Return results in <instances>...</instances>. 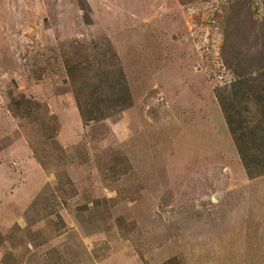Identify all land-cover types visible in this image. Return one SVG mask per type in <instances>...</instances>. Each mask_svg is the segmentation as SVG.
<instances>
[{"label":"rangeland","instance_id":"1","mask_svg":"<svg viewBox=\"0 0 264 264\" xmlns=\"http://www.w3.org/2000/svg\"><path fill=\"white\" fill-rule=\"evenodd\" d=\"M84 2L0 0V264H264L217 96L264 65V0ZM109 48L132 105L85 120L65 62Z\"/></svg>","mask_w":264,"mask_h":264},{"label":"trees","instance_id":"2","mask_svg":"<svg viewBox=\"0 0 264 264\" xmlns=\"http://www.w3.org/2000/svg\"><path fill=\"white\" fill-rule=\"evenodd\" d=\"M79 3L85 10L84 0H79ZM84 16L91 22L87 12ZM109 51L116 57L110 59L108 53L103 54L112 60L111 64L100 63L96 67L91 61L84 64L73 56L65 62L85 120H101L132 105L119 56L111 48ZM225 65L234 70L233 79L217 95L226 124L248 178L264 176V65L254 69L253 65L257 64L232 60H226ZM18 103L21 105L23 101ZM251 111L259 114L260 118L249 120Z\"/></svg>","mask_w":264,"mask_h":264},{"label":"crops","instance_id":"3","mask_svg":"<svg viewBox=\"0 0 264 264\" xmlns=\"http://www.w3.org/2000/svg\"><path fill=\"white\" fill-rule=\"evenodd\" d=\"M10 122H11V120H10ZM225 123H226V121H225ZM12 124H15V123H12ZM5 126L6 127H8L9 126V124H8V122L7 123H0V128H2V130H5ZM16 129V127H14V130ZM1 131V130H0ZM6 133H8L7 131H6ZM5 133V134H6ZM16 146V145H15ZM238 153V152H237ZM239 158V157H238ZM236 163L238 164V166H240L241 167V169H239L240 170V172H239V170L237 169V172H238V175H239V177L240 176H242L243 178H245V181H247V180H250V181H252V180H256V179H258V178H260V177H263V176H260V177H257V178H254V179H250V178H248V176H247V174H246V171H245V169H244V166L242 165V163H241V161H240V158L239 159H236ZM243 166V167H242ZM240 173V174H239Z\"/></svg>","mask_w":264,"mask_h":264}]
</instances>
